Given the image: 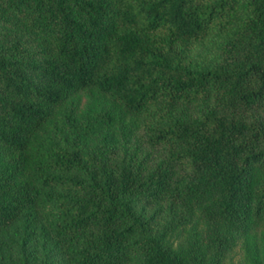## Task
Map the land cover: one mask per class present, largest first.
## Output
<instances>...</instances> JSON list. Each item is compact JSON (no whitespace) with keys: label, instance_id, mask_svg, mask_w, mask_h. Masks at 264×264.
I'll list each match as a JSON object with an SVG mask.
<instances>
[{"label":"trees","instance_id":"1","mask_svg":"<svg viewBox=\"0 0 264 264\" xmlns=\"http://www.w3.org/2000/svg\"><path fill=\"white\" fill-rule=\"evenodd\" d=\"M241 246L264 264V0H0V264Z\"/></svg>","mask_w":264,"mask_h":264},{"label":"rangeland","instance_id":"2","mask_svg":"<svg viewBox=\"0 0 264 264\" xmlns=\"http://www.w3.org/2000/svg\"><path fill=\"white\" fill-rule=\"evenodd\" d=\"M205 47L207 48V49H209V47L207 46V45H205ZM213 51V50H212ZM242 60H240V61H238V62H241ZM237 63V62H236ZM236 63L234 62V60H230V61H228V65L230 66V67H234L235 65H236ZM176 214H177V218H178V220L180 221L181 220V217H182V214H181V207H180V205H177V207H176ZM162 215H163V218L165 219V218H167L168 216H169V213H166V212H163L162 213ZM205 227V226H204ZM200 232H201V230H200ZM191 234H189L188 235V238H187V241H190V239H191V236H190ZM178 244V243H177ZM177 244L175 245V247L177 246ZM18 252L20 253V251H17L16 253H17V255H18ZM245 255H246V251L244 250V248L241 246V247H239V248H237L236 250H235V252H233L232 253V258L228 261V263L227 264H240L243 260H244V257H245ZM39 259H40V257H38ZM16 259H18L19 260V257H16Z\"/></svg>","mask_w":264,"mask_h":264}]
</instances>
